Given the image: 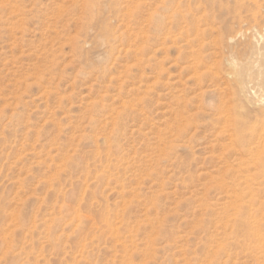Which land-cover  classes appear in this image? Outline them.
Masks as SVG:
<instances>
[{
  "label": "rangeland",
  "instance_id": "1",
  "mask_svg": "<svg viewBox=\"0 0 264 264\" xmlns=\"http://www.w3.org/2000/svg\"><path fill=\"white\" fill-rule=\"evenodd\" d=\"M0 264H264V0H0Z\"/></svg>",
  "mask_w": 264,
  "mask_h": 264
},
{
  "label": "bare ground",
  "instance_id": "2",
  "mask_svg": "<svg viewBox=\"0 0 264 264\" xmlns=\"http://www.w3.org/2000/svg\"><path fill=\"white\" fill-rule=\"evenodd\" d=\"M238 83L240 84V80H238Z\"/></svg>",
  "mask_w": 264,
  "mask_h": 264
}]
</instances>
